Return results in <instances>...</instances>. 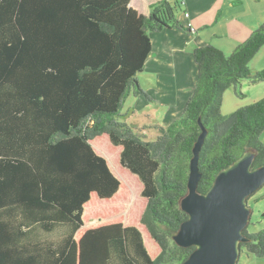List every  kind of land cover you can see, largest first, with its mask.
<instances>
[{
  "label": "trees",
  "instance_id": "trees-1",
  "mask_svg": "<svg viewBox=\"0 0 264 264\" xmlns=\"http://www.w3.org/2000/svg\"><path fill=\"white\" fill-rule=\"evenodd\" d=\"M130 3L0 0V264H182L194 247L174 236L201 124L200 192L248 149L264 164V97L221 112L226 90L264 79L249 67L264 21L229 55L193 50L183 114L148 140L122 108L131 93L150 99L137 80L150 33L190 27L177 2L147 15ZM245 235L241 252L264 256V229Z\"/></svg>",
  "mask_w": 264,
  "mask_h": 264
},
{
  "label": "crops",
  "instance_id": "crops-1",
  "mask_svg": "<svg viewBox=\"0 0 264 264\" xmlns=\"http://www.w3.org/2000/svg\"><path fill=\"white\" fill-rule=\"evenodd\" d=\"M155 1L131 0L130 5L147 15ZM171 1L179 4L177 16L190 30L172 27L150 33L152 49L144 69L137 74L150 99L131 93L121 111V119L136 131L145 126H167L182 116L199 74L195 48L213 44L229 55L264 20V9L254 12V0Z\"/></svg>",
  "mask_w": 264,
  "mask_h": 264
},
{
  "label": "water",
  "instance_id": "water-1",
  "mask_svg": "<svg viewBox=\"0 0 264 264\" xmlns=\"http://www.w3.org/2000/svg\"><path fill=\"white\" fill-rule=\"evenodd\" d=\"M201 127L190 162L188 192L181 200L188 218L174 241L181 247H194L182 264H238L252 216L248 199L264 185V164L253 167L256 152L248 149L218 172L207 192H200L199 153L207 134L205 126Z\"/></svg>",
  "mask_w": 264,
  "mask_h": 264
},
{
  "label": "rangeland",
  "instance_id": "rangeland-1",
  "mask_svg": "<svg viewBox=\"0 0 264 264\" xmlns=\"http://www.w3.org/2000/svg\"><path fill=\"white\" fill-rule=\"evenodd\" d=\"M245 4L247 5V2ZM254 8H255L254 12L261 13L257 10L261 8L264 9V1L260 0L259 2H257L256 0H254ZM219 41L221 44V40ZM249 67L253 75L257 74L258 72L264 71V46L259 50V52L252 59V61H250ZM239 90L242 93L241 95L237 94L234 87H231L224 92L222 107H221L222 114L224 115L231 114L237 109L263 98L264 79L258 80L256 82H253L250 79H245L241 82ZM131 121L132 122L136 121V118H132ZM152 123H154V121H152ZM149 127L150 126H145L140 131L144 133L146 132L145 134L148 140H155L157 137V135L155 134L156 130L150 129ZM261 140L264 142V132L261 134ZM248 204L252 210L251 221L247 227L248 232L255 233L260 230H263L264 229V185L256 193L250 196V198L248 199ZM238 264H264V256L258 257L254 255H249L246 252H242Z\"/></svg>",
  "mask_w": 264,
  "mask_h": 264
},
{
  "label": "built area",
  "instance_id": "built-area-1",
  "mask_svg": "<svg viewBox=\"0 0 264 264\" xmlns=\"http://www.w3.org/2000/svg\"><path fill=\"white\" fill-rule=\"evenodd\" d=\"M186 15H188V14L186 13Z\"/></svg>",
  "mask_w": 264,
  "mask_h": 264
}]
</instances>
